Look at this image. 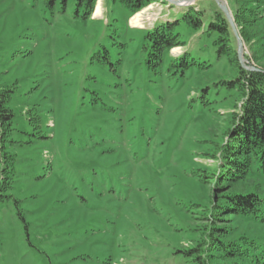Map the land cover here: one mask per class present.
Returning a JSON list of instances; mask_svg holds the SVG:
<instances>
[{
	"label": "rangeland",
	"instance_id": "1",
	"mask_svg": "<svg viewBox=\"0 0 264 264\" xmlns=\"http://www.w3.org/2000/svg\"><path fill=\"white\" fill-rule=\"evenodd\" d=\"M221 1L248 65L264 67V0ZM191 8L203 26L182 20L185 45L165 53L159 72L149 68L146 31ZM238 10L256 18L249 42ZM217 12L215 0H158L137 13L98 0L83 20L73 0L64 13L44 0H0V88L15 114L0 140V264H192L186 250L202 240L215 195L198 175L217 167L242 103L221 84L237 69L207 31ZM231 45L238 54L233 29ZM185 53L196 63L170 69ZM238 189L264 196V175ZM228 220L231 239L264 244V223Z\"/></svg>",
	"mask_w": 264,
	"mask_h": 264
},
{
	"label": "trees",
	"instance_id": "2",
	"mask_svg": "<svg viewBox=\"0 0 264 264\" xmlns=\"http://www.w3.org/2000/svg\"><path fill=\"white\" fill-rule=\"evenodd\" d=\"M71 0H44L46 7L54 12H66ZM75 15L87 20L91 17L98 0H73ZM158 0H105L106 3L121 4L132 13L143 10ZM252 12V10H250ZM203 12L191 8L181 12L180 17L161 20L146 31L147 55L145 63L156 72L162 68L165 53L185 45L177 28L182 20L195 29L203 26ZM236 22L241 27L243 38L249 42L251 37L247 26H252L256 18H246L240 11L235 13ZM209 32H217L219 54L228 58L237 69L234 78L222 80L221 84L230 91L236 90L242 96V103L232 114L231 123L224 132L223 142L217 145V167L202 177L214 186V201L211 210L203 217L209 221L203 230L202 240L186 255L192 264H264V244L249 236L231 239V228L226 225L230 217H251L264 223V196L259 190L240 191L238 186L254 175H264V71L244 69L238 59L237 50L231 45L232 29L223 13L217 12L207 27ZM172 67L185 69L196 63L185 53L171 60ZM261 70L264 67L258 65ZM177 70H175L176 72ZM206 88L202 97L208 99ZM11 90L0 88V140L4 142L12 129L14 111L10 106ZM209 103V101H208ZM4 148V147H3ZM210 179V180H208ZM216 198V199H215ZM216 200V202H215Z\"/></svg>",
	"mask_w": 264,
	"mask_h": 264
},
{
	"label": "water",
	"instance_id": "3",
	"mask_svg": "<svg viewBox=\"0 0 264 264\" xmlns=\"http://www.w3.org/2000/svg\"><path fill=\"white\" fill-rule=\"evenodd\" d=\"M166 1L171 3V4H175V5H184V4L188 5V4L193 3L195 0H166ZM215 1L218 4L219 8L222 10V12L225 14L227 20L229 21V23H230V25H231L234 33H235L236 38L238 39V59H239L241 66L244 69L250 70V71H264L258 67L248 65L247 60L244 57L243 42L240 39V37L237 35L236 25L234 23L232 15L228 9V6L225 5L221 0H215Z\"/></svg>",
	"mask_w": 264,
	"mask_h": 264
},
{
	"label": "bare ground",
	"instance_id": "4",
	"mask_svg": "<svg viewBox=\"0 0 264 264\" xmlns=\"http://www.w3.org/2000/svg\"><path fill=\"white\" fill-rule=\"evenodd\" d=\"M99 9V8H98Z\"/></svg>",
	"mask_w": 264,
	"mask_h": 264
}]
</instances>
